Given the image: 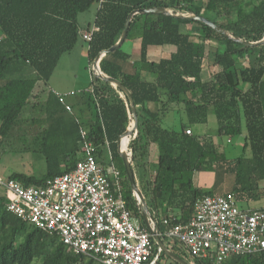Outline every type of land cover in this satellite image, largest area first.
<instances>
[{
  "label": "trees",
  "instance_id": "1",
  "mask_svg": "<svg viewBox=\"0 0 264 264\" xmlns=\"http://www.w3.org/2000/svg\"><path fill=\"white\" fill-rule=\"evenodd\" d=\"M94 5L98 6L94 25L99 29L88 42L89 61L117 43L133 10L163 7L173 13L143 12L131 18L126 40H140V58L132 64V71L126 70L129 56L121 47L100 60L103 73L120 80L134 98L137 133L130 136L128 147L135 179L152 217H159L162 206V217L171 218V223L187 221L198 198L216 194L214 189L194 183V175L206 169L219 170L233 179L224 193H232L242 209L264 210V205L251 206L261 197L258 180L264 178V171H259L264 169V44L246 46L203 22L174 16H204L233 37L255 42L264 38V0H0V139L12 136L25 123L23 132L36 130L27 148L42 153L47 164L42 177L13 172L8 178L25 186L41 185L46 178L73 169L81 157L83 127L96 147L99 163H110L120 171L127 206L147 228L117 150L119 136L133 120L127 95L94 76L92 91L83 94L90 117L80 120L69 114L54 93L42 101L43 90L35 91L39 81L48 84L62 55L73 50L80 34L78 16ZM211 41L216 43L213 69L204 80ZM150 45H168L173 50L169 57L151 61ZM29 69L33 75H24ZM144 72L154 78L148 80ZM174 102L184 104L190 124L206 123L212 111L219 136L244 135L242 153L229 158L212 139L187 134L186 123L178 128L163 127L161 119ZM149 103H158L157 110L149 109ZM150 148L154 175L145 182L143 167ZM247 149L251 157L246 156ZM7 200L6 193L0 192V264H103L74 252L56 233L16 216L7 209ZM167 210H177L181 216ZM156 227L163 243L184 258L181 246L164 237L162 218ZM151 242L154 259L158 245L153 236ZM193 260L210 264V259ZM157 264L180 263L162 252ZM227 264H264V251L233 255Z\"/></svg>",
  "mask_w": 264,
  "mask_h": 264
},
{
  "label": "built area",
  "instance_id": "2",
  "mask_svg": "<svg viewBox=\"0 0 264 264\" xmlns=\"http://www.w3.org/2000/svg\"><path fill=\"white\" fill-rule=\"evenodd\" d=\"M98 29L94 25L86 30L83 39L91 41ZM91 71L98 73L95 65ZM54 94L71 111L65 95ZM186 133L192 134L191 129ZM80 135L81 157L70 171L48 177L41 185L0 178V188L8 193L7 209L103 264H157L158 255L151 258V232L133 217L122 195L120 171L99 163L83 127ZM162 222L167 241L178 243L191 258L210 259V264L264 251V210L242 209L232 193L204 195L195 201L187 221L171 223V218L162 217Z\"/></svg>",
  "mask_w": 264,
  "mask_h": 264
},
{
  "label": "rangeland",
  "instance_id": "3",
  "mask_svg": "<svg viewBox=\"0 0 264 264\" xmlns=\"http://www.w3.org/2000/svg\"><path fill=\"white\" fill-rule=\"evenodd\" d=\"M97 5H94L88 11L82 12L78 16L79 22V40L73 50L70 52L65 53L60 63L58 64L57 69L53 73V77L51 79V83L55 85H59V87H72L76 91H79V88H83L86 84L88 79L91 78L90 73L92 72V65L93 62H89L88 55L86 54V46L87 42L82 39L81 33L87 27L89 23L93 22V17L96 11ZM171 12V11H170ZM196 29V28H195ZM211 45V47L209 46ZM214 43L213 41L208 43L207 51H206V58L204 60L203 72L202 77L207 79L210 77V73L213 69V60L215 54V48L212 46ZM81 48L84 51H81ZM254 59V56L251 59ZM91 63V64H90ZM91 66V67H90ZM90 69V70H89ZM24 75L31 76L33 72L31 69L27 70ZM77 75V77H75ZM93 76V74H92ZM41 87H45L43 82H40ZM39 90V89H38ZM69 89L66 92H61L65 95V99L67 102H71L73 99L72 95H69ZM177 103V102H174ZM42 110V107L40 108ZM64 115H69L68 113H63ZM183 114V115H182ZM213 114L212 111L209 113ZM27 115H30L28 113ZM215 115V114H214ZM184 112L180 111H168L165 115H163L161 119V125L165 128H178L180 126L179 122L180 119L182 120ZM187 120V118L185 119ZM216 117L212 120L207 119L206 123H199L202 125L203 133L206 137L212 139L215 143L219 142V150L223 151L229 158H235L242 153V145L243 142L240 137H233L231 141H229V137L219 136L217 133V124H216ZM133 120L130 123L132 126ZM175 122V123H174ZM21 127H16L12 132V136H9L5 140L0 139V178L5 180L7 177L13 172H22L27 175H35L38 177H42L46 172V161L45 157L42 153L37 152L35 150L28 149L27 144L32 140L33 132L30 133L23 132L21 129H25L26 124L23 123L20 125ZM37 129V128H36ZM195 132V130H194ZM193 133V132H192ZM127 150L129 153V147L127 146ZM249 151V150H247ZM109 157H111V152H108ZM149 157L146 159V164L148 162ZM115 162L119 164L118 159H115ZM110 163H108L109 165ZM145 164V165H146ZM117 166V165H116ZM118 167V166H117ZM63 166H61V169ZM145 169H147L145 167ZM148 171V170H147ZM221 172V171H220ZM207 177L211 178V184L206 179V185L201 184V188L213 190L216 194L224 193L228 189L231 188V184L233 179L227 175H221L219 170L216 172L215 170L206 169L197 172L194 175V180L199 181L203 180ZM145 182L150 180L151 177L149 174L146 173L145 175ZM260 185L264 187V181H260ZM140 187V186H139ZM200 187V186H198ZM0 192L8 193L1 187ZM264 205V197L257 201L252 202V207H259ZM253 210V209H251ZM165 211V208L160 206L159 208V217H157L156 222L162 218V214ZM185 259L188 261L189 264H195L193 258L186 252Z\"/></svg>",
  "mask_w": 264,
  "mask_h": 264
},
{
  "label": "crops",
  "instance_id": "4",
  "mask_svg": "<svg viewBox=\"0 0 264 264\" xmlns=\"http://www.w3.org/2000/svg\"><path fill=\"white\" fill-rule=\"evenodd\" d=\"M97 10H98V6H97V8H96V11H95V14H94V17H93V22L92 23H89L88 25H87V27L82 31V33H81V36H82V34H83V32H85L86 30H88V29H91L93 26H94V19H95V17H96V13H97ZM82 39H83V37H82ZM84 40V39H83ZM87 42V41H86ZM214 44L212 45V46H216V43L215 42H213ZM210 47H211V45H209ZM87 49H88V42H87V46H86V54L88 55V52H87ZM121 50L124 52V53H126L128 56H129V59H128V61H127V64H126V70L127 71H132L133 70V63H134V61H137L139 58H140V40L139 39H136V40H126V41H124V43L122 44V46H121ZM172 50H173V47L172 46H168V45H150L149 47H148V58H149V60H151V61H159L161 58H163V57H169L170 56V53L172 52ZM81 51H84V49L83 48H81ZM63 56V55H62ZM62 58V57H61ZM61 58H60V60H61ZM89 59V58H88ZM102 59V58H101ZM60 60H59V62H58V64L60 63ZM89 62H93V65L92 66H94V62H95V59L93 60V61H89ZM58 64H57V66L55 67V69H54V71L57 69V67H58ZM91 64V63H90ZM91 67V66H90ZM99 67H100V61H99ZM100 69H101V67H100ZM90 70V69H89ZM54 71H53V73H54ZM102 71V70H101ZM103 72V71H102ZM53 73H52V75H51V77H50V79H49V82H48V84H44L45 85V87H41V86H39L40 85V81L37 83V85H36V88H35V91H37V89H41V90H43V92H42V98H41V100L42 101H44V99L46 98V96L48 95V93H54V92H59V93H61V92H66L68 89H69V92L68 93H70V92H75V94L74 95H72V97H73V99L71 100V102H67V104H69V106L71 107V111H68L70 114H72V115H74V116H77L78 118H80V120L81 119H87V118H89L90 117V113H91V111H90V109L88 108V106H86V101H85V97L83 96V94H87V92H90V91H92V80H93V78H94V76H97V75H94V73L93 72H91L90 73V76H91V78L90 79H88V81H87V84L83 87V88H79V91H76V90H74V89H71L72 87H69V88H67V87H65V88H63V87H59V85H55V84H53V83H51L50 81H51V79H52V77H53ZM92 74H93V76H92ZM144 76L148 79V80H152L154 77V75L153 74H151V73H146V72H144ZM75 77H77V75H75ZM100 78V77H99ZM204 79V78H203ZM208 79V78H207ZM204 80H206V79H204ZM114 85V84H113ZM63 105V104H62ZM65 106V105H64ZM158 106H159V104L158 103H149L148 104V107H149V109H151V110H157V108H158ZM180 111V112H184V115H185V117L183 116V118H182V120L180 119V122H179V124L180 125H182L183 123H186V124H188L187 126V129H191L192 130V132L193 133H198L200 136H205L204 135V133H203V130H202V125H200V124H190V123H188V118H187V114H186V112H185V107H184V104L183 103H172L170 106H169V110L168 111ZM183 115V114H182ZM215 117V115L214 114H210V115H208V119H209V121H210V119L212 120L213 118ZM187 118V120H185ZM216 121V120H215ZM175 123V122H174ZM216 124H217V121H216ZM194 130H195V132H194ZM33 132V131H32ZM34 134H35V132L32 134V139H34ZM206 137V136H205ZM240 139L242 140V142L244 141V135H242L241 137H240ZM229 141H231V139L229 138ZM216 143H218L219 144V142H216ZM247 150H249V151H246V156L247 157H251V151H250V149H247ZM153 155H154V151H153V149L152 148H150V154H149V159H148V162H147V164L143 167L144 169V174L146 175V173L147 174H149V176L151 177V179L150 180H152V178H153V175H154V172H153V170H152V167H151V164H150V162L151 163H153L152 162V158H153ZM106 165H108V164H106ZM145 167L147 168V169H145ZM46 170H47V164H46ZM148 170V171H147ZM252 171L254 172V173H256L255 172V168L253 167L252 168ZM259 171H264V169H262V170H259ZM46 173V172H45ZM44 173V174H45ZM259 173V172H258ZM138 176H139V174H138ZM8 178V177H7ZM206 179H207V184H208V182L211 184V178H209V177H207V178H205L204 177V179L202 180H199V181H196V180H194V183L197 185V186H202L201 184H204V185H206ZM260 181H264V178L263 179H259L258 180V185H259V191L261 192V197H260V199L259 200H261L263 197H264V187H262L261 185H260ZM138 182H139V177H138ZM145 183V182H144ZM168 211V213L169 214H176V215H178V217H180L181 216V214H180V212H178L177 210H174V211H171V210H167ZM162 216H164V212H163V214H162ZM178 246H180L179 244H178ZM181 249H182V252H184V253H186L185 252V250L181 247Z\"/></svg>",
  "mask_w": 264,
  "mask_h": 264
},
{
  "label": "water",
  "instance_id": "5",
  "mask_svg": "<svg viewBox=\"0 0 264 264\" xmlns=\"http://www.w3.org/2000/svg\"><path fill=\"white\" fill-rule=\"evenodd\" d=\"M143 12H157V13H164V14H172V12H170L169 10L163 8V7H151V8H142V9H135L133 10L129 15L128 18L126 20L125 23V28L122 32L121 37L119 38V40L117 41L116 44H114L113 46H111L108 49L102 50L95 58V62L94 65L97 67L98 73L96 74L98 77L111 82L112 84L118 86L121 91L127 95L128 100L130 102V106L132 109V116H133V122H132V126H129L127 128V130L121 134L117 140V150L119 155L122 157L123 159V163H124V167L126 170V174L128 177V180L130 182V186L131 189L134 193V195L136 196L138 203L141 206V212H142V217L144 220V223L146 225V227L148 228V230L151 232V235L153 236L155 242L158 245V256L163 252L166 255L170 256L173 260L178 261L180 264H189L184 258L180 257L179 255H177L176 253H174L169 247H167L163 241L162 238L160 236V233L158 232V229L156 227V223L153 224L151 219H153L150 211H149V207L147 205V202L145 200V197L139 187V185L137 184V181L135 179V175L131 166V153L128 152L127 148L126 150L121 149V139L122 137L126 136L127 138H130V136L132 134H134V136L137 133V110H136V105L134 102V98L132 96V94L130 93V91L128 90V88L118 79H115L111 76H108L106 74H104L101 69L98 67L99 65V61L101 60V58L106 55L107 53H111L115 50H117L118 48H120L122 46V44L124 43V41L126 40L127 34H128V29H129V25H130V21L131 18L137 14V13H143ZM175 17L178 18H190V19H194V20H198L200 22H203L207 25H209L211 28H213L214 30H216L217 32L224 34L226 36H228L229 38L234 39L237 42H241L242 44L246 45V46H251V47H255V46H259L264 44V38H262L259 41H255V42H248V41H243L240 38H236L233 37L232 35H230L222 26H220L219 24L209 20L208 18L204 17V16H200V15H193V16H187V15H179V14H175ZM129 143V142H128Z\"/></svg>",
  "mask_w": 264,
  "mask_h": 264
},
{
  "label": "bare ground",
  "instance_id": "6",
  "mask_svg": "<svg viewBox=\"0 0 264 264\" xmlns=\"http://www.w3.org/2000/svg\"><path fill=\"white\" fill-rule=\"evenodd\" d=\"M128 142H129V138H127L126 136L122 137V139H121V149L126 150V148L128 146Z\"/></svg>",
  "mask_w": 264,
  "mask_h": 264
}]
</instances>
